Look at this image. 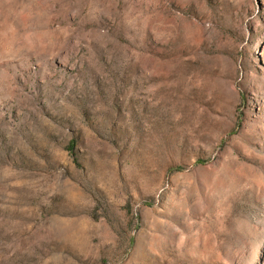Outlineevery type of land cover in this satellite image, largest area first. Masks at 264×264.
I'll return each mask as SVG.
<instances>
[{"label":"rangeland","instance_id":"1","mask_svg":"<svg viewBox=\"0 0 264 264\" xmlns=\"http://www.w3.org/2000/svg\"><path fill=\"white\" fill-rule=\"evenodd\" d=\"M0 264H264V0H0Z\"/></svg>","mask_w":264,"mask_h":264}]
</instances>
